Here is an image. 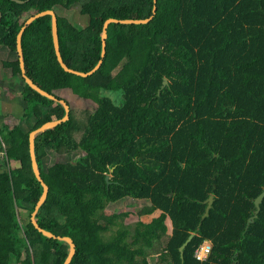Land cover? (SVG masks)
<instances>
[{
    "label": "trees",
    "instance_id": "obj_1",
    "mask_svg": "<svg viewBox=\"0 0 264 264\" xmlns=\"http://www.w3.org/2000/svg\"><path fill=\"white\" fill-rule=\"evenodd\" d=\"M77 5L85 16L81 27L56 14L59 50L69 68L87 73L101 59L105 21L148 19L155 4L0 0V46L15 54L1 60L3 71L22 86L15 115L0 102V264H62L68 252L66 241L44 236L30 221L42 187L31 169L28 135L64 110L24 82L16 36L28 17ZM156 6L147 24L109 26L103 64L87 78L58 64L50 16L23 32L26 76L69 106L68 121L35 137L48 186L37 224L72 238L69 264H139L153 254L149 264H264V199L248 224L264 191V0H158ZM61 92L97 108L78 125ZM11 116L17 124L7 128ZM47 149L84 155L43 168ZM130 198L150 202L138 218L167 217L168 234L165 219L131 225L130 212L106 213ZM192 232L182 258L179 247ZM205 240L212 249L199 260L195 251Z\"/></svg>",
    "mask_w": 264,
    "mask_h": 264
},
{
    "label": "water",
    "instance_id": "obj_2",
    "mask_svg": "<svg viewBox=\"0 0 264 264\" xmlns=\"http://www.w3.org/2000/svg\"><path fill=\"white\" fill-rule=\"evenodd\" d=\"M29 1V0H26ZM157 1L158 0H154V8H153V14L150 18L148 19H139V20H133V19H126V20H118V19H108L105 21L104 25H103V31L101 34V40H102V52H101V59L99 61V63L89 72L84 73L81 71H76L74 69L69 68L62 60V57L60 55V50H59V41H58V34H57V16L56 13L52 10H46V11H42V12H38L30 17H28L24 23L22 24L17 36H16V53H17V57H18V63H19V68L21 71V76L24 79V82L36 93H38L39 95L52 100L54 102H58L63 110H64V115L61 119L58 120H52L49 122H46L44 124H42L40 127L36 128L35 130L31 131L28 135V152H29V159H30V163H31V169L32 172L36 178V180L40 183L41 187H42V194L38 200V202L35 205L34 211L31 214L30 217V221L31 224L39 231L41 232L44 236L50 237V238H55V239H60V240H64L68 243V252L67 255L63 261L62 264H69V262L72 259V256L75 252V244L72 240L71 237L69 236H60V235H55L53 234L51 231H48L44 228H42L41 226H39L37 224L36 221V214L37 211L39 210V208L42 206V204L44 203V201L46 200L47 194H48V186L44 183V181L42 180L41 176H40V170L38 168V164L36 161V157H35V146H34V141H35V137L42 133L45 132L47 130H52L54 128H56L57 126H59L60 124L66 122L69 120V106L68 104L64 101V100H60L57 99L55 96L45 92L44 90L40 89L37 85H35L32 80L30 78H28L25 74V69H24V60H23V54H22V48H21V37L23 32L26 30V28L35 20L42 18L44 16H50L51 17V38H52V44H53V49H54V53H55V57L56 60L58 62V64L60 65V67L67 73L73 74L75 76L78 77H82V78H87L91 75H93L95 72H97L104 61V58L106 56L107 50V39H108V28L111 24H122V25H143V24H147L149 23L154 15L156 14L157 11ZM20 3H22L23 1H18ZM0 21H1V14H0ZM168 84V80L164 79L163 81V85H162V89ZM106 180L108 182V184L110 183V176L106 177ZM264 199V191L256 198L255 200V212L254 215L248 220V224L254 222V220L258 217V214L261 210V203L263 202ZM214 202V196H210L209 199L206 201L207 203V208L206 211L204 213V215L202 216V220H204L205 218L209 217V212L210 209L212 208ZM195 233L192 232L188 238L186 239V241L179 247V251L181 253V257L183 258L184 255V249L187 246V244L192 240V238L194 237Z\"/></svg>",
    "mask_w": 264,
    "mask_h": 264
},
{
    "label": "rangeland",
    "instance_id": "obj_3",
    "mask_svg": "<svg viewBox=\"0 0 264 264\" xmlns=\"http://www.w3.org/2000/svg\"><path fill=\"white\" fill-rule=\"evenodd\" d=\"M55 12L59 16H64L66 18H69V20L75 19L76 20L75 24H77V26L81 27L83 26L85 22V18H84L85 16L80 15L79 5L73 7L71 10L58 9ZM0 54L2 55V57H4V59L6 56H8L10 59L15 58L14 53L9 52V51L8 53H6L1 48H0ZM6 86L7 84H5V87ZM4 88L1 90V95H0L1 100L3 103L7 105L10 104V108H11L10 111L15 115L16 112H19V105H17L15 102L11 103L10 100L13 97H17L20 95L22 86L17 80H12L9 82V85L5 89ZM60 95L62 97H65V99L69 103H71V107H72L71 113L72 115H74V118L77 120L78 125H82V123L85 121L86 115H88V113L90 112H93L97 108V105L95 103L91 101H85V100L82 101V100L75 99L76 96L72 95L71 93L61 92ZM107 95H109L111 98H114L112 94L107 93ZM1 106H2V109H6V107L3 104H1ZM15 117L11 116L5 120L7 128H11L15 124H17L18 119H16L17 117L16 118ZM79 135H80L79 131L73 134L75 139H78ZM82 155H84V153L80 150H75L72 152H65L63 149V151L61 152H55L53 150L47 149L45 151L44 156L42 157V167L46 168L54 163H60V162L64 163V162L74 161L75 159H77L78 157ZM108 176H110V179H111V175H108ZM149 205H150V202L147 200H137V199L130 198V199L123 200L122 202L110 204L106 208V213L108 215H112L118 211L119 212H130V216L125 220V222L126 224H131V225L135 224L136 222L140 220L144 223H149V222L151 223L157 220L165 219L164 226L167 228V234H168V229H169V224H170L168 222L169 220H167V217L163 218L159 212H155L152 215H144L140 218L137 217L136 215L137 212H139V210H141L143 207H146ZM166 238L167 236H163L161 239V242L164 243L166 241ZM155 257H156L155 254H153V255L148 256L145 260L138 258V262L139 264H149L152 262L153 259H155Z\"/></svg>",
    "mask_w": 264,
    "mask_h": 264
},
{
    "label": "crops",
    "instance_id": "obj_4",
    "mask_svg": "<svg viewBox=\"0 0 264 264\" xmlns=\"http://www.w3.org/2000/svg\"><path fill=\"white\" fill-rule=\"evenodd\" d=\"M1 49H3L6 53H8V50L6 49V48H4V47H0ZM0 59L1 60H12V59H10L8 56H6L5 57V59H4V57H2V55L0 54ZM1 60H0V95H1V90L5 87V84H7V86L9 85V77H6V74H5V72L3 71V67H2V63H1ZM6 86V87H7ZM5 87V88H6ZM4 88V89H5ZM18 100H19V96H17V97H13L10 101H11V103H13V102H15L17 105H18ZM0 102H1V104H3L5 107H6V109H3L4 111H9V112H11L10 111V104H5V103H3L2 102V100H1V97H0Z\"/></svg>",
    "mask_w": 264,
    "mask_h": 264
},
{
    "label": "built area",
    "instance_id": "obj_5",
    "mask_svg": "<svg viewBox=\"0 0 264 264\" xmlns=\"http://www.w3.org/2000/svg\"><path fill=\"white\" fill-rule=\"evenodd\" d=\"M212 249V243L210 240H205L202 245L196 249L195 256L196 257H202V259L199 260H206L211 252ZM207 250V251H206Z\"/></svg>",
    "mask_w": 264,
    "mask_h": 264
},
{
    "label": "clouds",
    "instance_id": "obj_6",
    "mask_svg": "<svg viewBox=\"0 0 264 264\" xmlns=\"http://www.w3.org/2000/svg\"><path fill=\"white\" fill-rule=\"evenodd\" d=\"M207 251V250H206ZM198 259H202V257H197Z\"/></svg>",
    "mask_w": 264,
    "mask_h": 264
}]
</instances>
